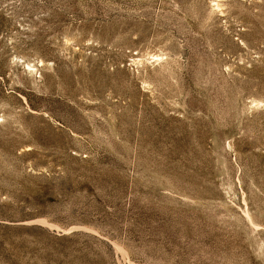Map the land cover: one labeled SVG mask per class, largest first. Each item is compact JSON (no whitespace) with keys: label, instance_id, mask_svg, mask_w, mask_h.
Here are the masks:
<instances>
[{"label":"rangeland","instance_id":"374dc122","mask_svg":"<svg viewBox=\"0 0 264 264\" xmlns=\"http://www.w3.org/2000/svg\"><path fill=\"white\" fill-rule=\"evenodd\" d=\"M0 264H264V0H0Z\"/></svg>","mask_w":264,"mask_h":264}]
</instances>
